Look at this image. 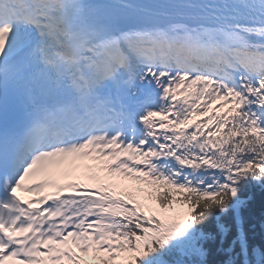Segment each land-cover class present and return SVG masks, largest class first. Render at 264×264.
Instances as JSON below:
<instances>
[{
	"label": "snow or ice",
	"instance_id": "snow-or-ice-1",
	"mask_svg": "<svg viewBox=\"0 0 264 264\" xmlns=\"http://www.w3.org/2000/svg\"><path fill=\"white\" fill-rule=\"evenodd\" d=\"M254 189L264 0H0V264H264Z\"/></svg>",
	"mask_w": 264,
	"mask_h": 264
},
{
	"label": "trees",
	"instance_id": "trees-1",
	"mask_svg": "<svg viewBox=\"0 0 264 264\" xmlns=\"http://www.w3.org/2000/svg\"><path fill=\"white\" fill-rule=\"evenodd\" d=\"M254 192L255 199L248 207L241 210L242 227L247 234L250 245L264 248V194L259 189H254ZM176 207L179 208L180 206L176 205ZM234 223L233 220L228 224L230 233L227 237V244H230L235 238ZM213 248L214 250L210 256L211 264H223L228 259L227 254L219 250L220 245L218 242L213 245Z\"/></svg>",
	"mask_w": 264,
	"mask_h": 264
},
{
	"label": "bare ground",
	"instance_id": "bare-ground-1",
	"mask_svg": "<svg viewBox=\"0 0 264 264\" xmlns=\"http://www.w3.org/2000/svg\"><path fill=\"white\" fill-rule=\"evenodd\" d=\"M43 178V177H42Z\"/></svg>",
	"mask_w": 264,
	"mask_h": 264
}]
</instances>
